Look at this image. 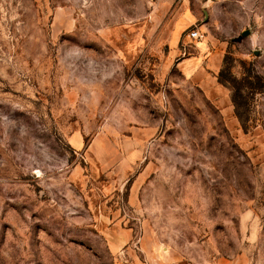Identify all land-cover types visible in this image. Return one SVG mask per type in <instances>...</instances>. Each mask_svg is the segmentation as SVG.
I'll return each instance as SVG.
<instances>
[{
    "label": "rangeland",
    "instance_id": "obj_1",
    "mask_svg": "<svg viewBox=\"0 0 264 264\" xmlns=\"http://www.w3.org/2000/svg\"><path fill=\"white\" fill-rule=\"evenodd\" d=\"M0 264H264V0H0Z\"/></svg>",
    "mask_w": 264,
    "mask_h": 264
},
{
    "label": "trees",
    "instance_id": "obj_2",
    "mask_svg": "<svg viewBox=\"0 0 264 264\" xmlns=\"http://www.w3.org/2000/svg\"><path fill=\"white\" fill-rule=\"evenodd\" d=\"M223 69L219 71L218 73V80L223 82L224 81V77H222L223 75ZM248 76V75H247ZM243 77L240 81H235L234 79H230L228 77V79L226 80L231 87V93H230V100L232 102L233 108H234V113L235 116L237 117V119L239 120V122L242 124L243 120L241 119V115H239L238 109L242 106L243 102L241 101L242 98V93L241 90L243 88V86L246 87H251L253 86L254 82H252L250 79H248V77Z\"/></svg>",
    "mask_w": 264,
    "mask_h": 264
},
{
    "label": "built area",
    "instance_id": "obj_3",
    "mask_svg": "<svg viewBox=\"0 0 264 264\" xmlns=\"http://www.w3.org/2000/svg\"><path fill=\"white\" fill-rule=\"evenodd\" d=\"M187 36L189 38H196L198 36V32L195 29H191L190 31H188Z\"/></svg>",
    "mask_w": 264,
    "mask_h": 264
}]
</instances>
